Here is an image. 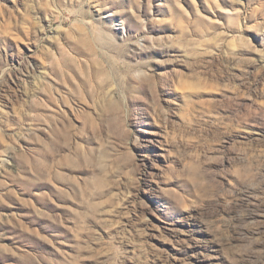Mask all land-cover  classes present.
<instances>
[{
    "label": "rangeland",
    "instance_id": "1",
    "mask_svg": "<svg viewBox=\"0 0 264 264\" xmlns=\"http://www.w3.org/2000/svg\"><path fill=\"white\" fill-rule=\"evenodd\" d=\"M0 264H264V0H0Z\"/></svg>",
    "mask_w": 264,
    "mask_h": 264
}]
</instances>
